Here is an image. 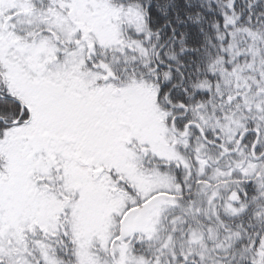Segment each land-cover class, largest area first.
<instances>
[{
	"label": "snow or ice",
	"instance_id": "6c2138e0",
	"mask_svg": "<svg viewBox=\"0 0 264 264\" xmlns=\"http://www.w3.org/2000/svg\"><path fill=\"white\" fill-rule=\"evenodd\" d=\"M0 264H264V0H0Z\"/></svg>",
	"mask_w": 264,
	"mask_h": 264
}]
</instances>
